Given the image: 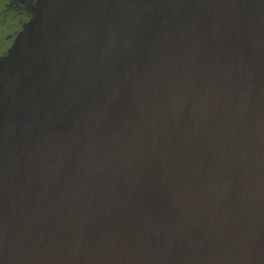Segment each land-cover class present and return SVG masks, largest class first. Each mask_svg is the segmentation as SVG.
Masks as SVG:
<instances>
[{"label":"water","instance_id":"1","mask_svg":"<svg viewBox=\"0 0 264 264\" xmlns=\"http://www.w3.org/2000/svg\"><path fill=\"white\" fill-rule=\"evenodd\" d=\"M0 59V264H264V0H37Z\"/></svg>","mask_w":264,"mask_h":264},{"label":"flooded vegetation","instance_id":"2","mask_svg":"<svg viewBox=\"0 0 264 264\" xmlns=\"http://www.w3.org/2000/svg\"><path fill=\"white\" fill-rule=\"evenodd\" d=\"M37 0H0V59L7 55L18 34L32 18Z\"/></svg>","mask_w":264,"mask_h":264}]
</instances>
